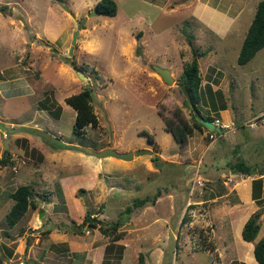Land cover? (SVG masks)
<instances>
[{
	"label": "rangeland",
	"instance_id": "obj_1",
	"mask_svg": "<svg viewBox=\"0 0 264 264\" xmlns=\"http://www.w3.org/2000/svg\"><path fill=\"white\" fill-rule=\"evenodd\" d=\"M254 1L219 38L189 7L172 6L176 0L158 7L156 0H115L114 15L91 13L97 0H0V156L8 150L13 160L0 163V264L250 260L232 224L244 210L258 213L254 242L264 235V180L251 211L243 194L258 174L230 172L227 160L264 163V125L237 126L213 140L208 128L194 127L180 144L168 120L193 123L180 74L194 57L202 113L233 123L263 113L264 46L237 61ZM151 64L168 68L174 81L165 83ZM86 86L96 121L77 136L66 98ZM46 96L59 106L57 118L39 107ZM106 147L134 155L103 156ZM22 183H30L36 206L10 226L9 193ZM88 211L96 225L78 226Z\"/></svg>",
	"mask_w": 264,
	"mask_h": 264
},
{
	"label": "trees",
	"instance_id": "obj_2",
	"mask_svg": "<svg viewBox=\"0 0 264 264\" xmlns=\"http://www.w3.org/2000/svg\"><path fill=\"white\" fill-rule=\"evenodd\" d=\"M116 2L115 0H97L94 5V10L98 14L102 15H114L116 13ZM264 46V0H259L256 5V9L252 20L248 26L246 34L242 40L241 48L239 51V55L237 57V61L239 64H243L251 59L254 54ZM182 77V81H180L181 89L185 94V99H183V104L188 106L192 111L193 123L187 122L185 117L176 118L177 122L174 119H169L168 123L170 125L169 130L175 135V138L178 143L184 144L187 140L188 134L193 130L194 127L200 128L204 125L200 122L199 115L203 118L213 121L215 117L202 113L200 106L198 103L201 101V75L198 62L194 57L190 62L185 63L183 66L182 72L180 74ZM95 97L93 89L90 86H86L80 91L70 94L66 98V102L72 106L76 110L75 120L73 123V133L77 136H81L84 133V130L81 128L88 121H91L93 124L96 121L91 112V104L89 100ZM53 100H51L48 96L44 98V100L39 101V107L41 109H46L55 116L56 118L59 116L60 108L58 106L57 110L51 108L50 105H53ZM222 107L220 109H223ZM219 117V116H216ZM250 118V117H249ZM248 118V119H249ZM245 121L241 123L239 121L234 122L236 126H246L249 127ZM205 127V126H204ZM235 128V129H236ZM252 128V127H249ZM207 129V128H206ZM209 134L214 132V130H209ZM146 133V131H143ZM224 134L218 136L221 137ZM210 137V136H209ZM210 139H214L210 137ZM60 142V141H59ZM60 146H64L62 142L59 144ZM67 147V146H66ZM12 163L13 160L9 156V151L4 150L2 155L0 156V163L7 164ZM227 165L229 171L239 172L243 176H249L251 174H258V176L253 177V181L251 183V194L254 199H259L261 196V189L263 185L261 184L264 180V163L254 162L252 164L247 163L245 159L238 156L235 161H228ZM9 195L13 198L12 206L9 208L6 213V220L10 226H13L19 218L26 212L28 206H36V202L32 199V188L30 183H22L19 184L15 190L9 193ZM148 198L142 197L136 200V204H144ZM194 206V205H193ZM193 206L189 205V208H193ZM127 212L131 211V208L127 206ZM91 213L88 211L84 214L81 223L77 224L78 226L89 224L95 226L94 216H90ZM187 215V214H186ZM258 213L254 212L250 214L245 220L242 229L241 235L244 240L254 241L257 236V233L260 228V220L258 218ZM186 219V216L183 220ZM120 221L114 223L111 228L115 229L119 226ZM102 223H100L101 232L103 234H109L108 228H102ZM49 230H46L48 232ZM118 235H113V239H116ZM253 252L256 260L259 264H264V235L258 238L254 242Z\"/></svg>",
	"mask_w": 264,
	"mask_h": 264
},
{
	"label": "crops",
	"instance_id": "obj_3",
	"mask_svg": "<svg viewBox=\"0 0 264 264\" xmlns=\"http://www.w3.org/2000/svg\"><path fill=\"white\" fill-rule=\"evenodd\" d=\"M156 1L158 2V5H156V7H158L160 5L163 6V4H167L168 1L170 0H163L161 2L158 0ZM176 1H177L176 4L172 6H180L181 9L185 7L186 8L189 7L188 8L189 11L187 13L189 16H191V18L195 19L199 23H202L203 25L208 27L212 32L218 35L219 38H223L226 35V33H228L229 30L232 28V25L234 24V22H236V19L239 13L243 11L244 7H246L247 4L251 0H176ZM256 5L257 3L256 1H254L255 9H256ZM199 69H200V66H199ZM1 92L2 90L0 89V99H2L3 97V94ZM249 181H250V185H249V188L247 189L248 194H246L245 192V194L243 195L244 197H247L249 207L251 208V211H253L257 202H256V199L252 198L251 180ZM243 209L241 210L243 211ZM248 214L246 213V210H244L243 215L245 217L239 219L241 220V222L238 224V226L232 224V229L235 232L233 233L236 239H237V236H239L238 237L239 239L236 240L238 242L237 244H239L238 245L239 249L242 250V246L244 245V243L247 244V242L251 249V251H248V255H247V257H249L250 260H248V262L247 261L242 262V264H259L253 252L254 241L244 240L241 235V229H242V226L245 220L249 216Z\"/></svg>",
	"mask_w": 264,
	"mask_h": 264
},
{
	"label": "water",
	"instance_id": "obj_4",
	"mask_svg": "<svg viewBox=\"0 0 264 264\" xmlns=\"http://www.w3.org/2000/svg\"><path fill=\"white\" fill-rule=\"evenodd\" d=\"M91 13L95 14L96 11L93 10ZM79 28H80V25L73 32L72 39H71V46L69 47V54L70 55L72 53V47H73L72 45L75 44V42H76V36L78 34ZM151 68H153L159 74V76L161 77V79L165 83L170 84V83H172L174 81V78H173V76H172V74H171V72H170V70L168 68L159 66L157 64H151ZM75 70H76V72L78 73L79 76H84V75L81 74V72L77 68H75ZM199 119H200V122L206 128H208L209 130L213 129L214 126H213V122L211 120L205 119L201 115H199ZM215 129L217 131L220 130V128H218L217 126L215 127ZM100 153L103 156L112 155V156H116V157L123 158V159H131L133 157V152L132 151L119 152V151H117V150H115V149H113L111 147L104 148Z\"/></svg>",
	"mask_w": 264,
	"mask_h": 264
},
{
	"label": "built area",
	"instance_id": "obj_5",
	"mask_svg": "<svg viewBox=\"0 0 264 264\" xmlns=\"http://www.w3.org/2000/svg\"><path fill=\"white\" fill-rule=\"evenodd\" d=\"M213 123H214V126H218L220 128L219 132L214 130V132L209 134V136L214 138V139L217 138L218 136L222 135V134H225L227 131L234 130L236 128V126L234 125L233 122L223 121L219 117H215L213 120ZM245 124H247L249 127H253V128L260 125V124H264V112L262 114H259V115H253L252 117H250L249 119L246 120ZM198 181H199V179H198Z\"/></svg>",
	"mask_w": 264,
	"mask_h": 264
},
{
	"label": "clouds",
	"instance_id": "obj_6",
	"mask_svg": "<svg viewBox=\"0 0 264 264\" xmlns=\"http://www.w3.org/2000/svg\"><path fill=\"white\" fill-rule=\"evenodd\" d=\"M255 115H257V114H255ZM251 117H252V116H251ZM219 118H220V117H219ZM212 122H213V121H212ZM260 125H264V124H260ZM213 126H214V123H213ZM215 127H216V126H214L212 130H216ZM217 127H218V126H217ZM256 127H257V126H256ZM218 128H219V127H218ZM252 128H253V127H252ZM254 128H255V127H254ZM216 131H217V130H216ZM219 131H220V130H219ZM219 131H217V132H219ZM230 131H233V130H230ZM227 132H228V131H227Z\"/></svg>",
	"mask_w": 264,
	"mask_h": 264
}]
</instances>
